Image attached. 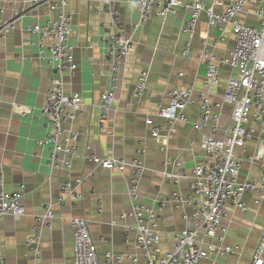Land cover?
<instances>
[{
  "label": "crops",
  "instance_id": "crops-1",
  "mask_svg": "<svg viewBox=\"0 0 264 264\" xmlns=\"http://www.w3.org/2000/svg\"><path fill=\"white\" fill-rule=\"evenodd\" d=\"M5 3L7 15L13 16L23 0ZM213 0H203L205 4ZM229 4L234 0H220ZM136 0H113L112 9L118 10L121 29L127 36H133L135 44L127 62L121 64L118 85L115 90L117 100L110 110L108 129H100L99 102L112 79L111 59L107 55L102 35L111 24V14L103 3L94 0H70L74 8L73 46L75 69L63 74L67 92H79L83 97L82 109L74 123L81 134L80 147L98 156L109 151L115 157L132 160L137 149L147 150L146 173L140 187L143 203L157 208L160 201L167 199L174 191L184 198L191 196L187 180L179 185L171 184L163 175L168 172H191L194 166L204 161L202 132L195 128L198 121L199 92L204 87L206 66L199 58L205 40L213 42L223 36L224 40L215 49L217 57L229 56L235 42L230 27L219 32L209 28L205 14H202L195 28L188 29V13L180 9L165 19L155 16L141 29L135 31L134 24L139 19ZM256 5L248 4L238 19L241 23L258 25L255 16ZM217 10H224L217 6ZM43 23L51 14L46 5L41 8ZM57 13L53 14L56 16ZM37 20L23 18L6 39L0 41V190L7 193H21L25 215L15 219L6 215L0 220V250L7 264H71L74 260L73 229L71 216L88 220L95 241V248L102 256L109 250L117 253L133 251L135 232H131V243L123 240L124 227L121 218L124 211L131 209L127 194V174L98 169L82 187L83 199L77 200L75 208L68 204L54 206L55 219L51 227L42 233L39 256L35 258L27 246L35 223L34 216L44 214L49 203H55L60 186L68 176L62 169H50L47 165L49 148L38 141L50 131L48 119L42 114L47 92L60 74L38 62L37 36L24 32V27ZM190 43V56L182 53ZM149 69L147 87L140 100H135L132 92L140 73ZM230 72L229 67L220 69V81L212 89V101L221 103ZM195 90V103L187 110L188 121L178 123L174 132H169L166 120L158 116L159 106L168 103L166 92L175 87H190ZM23 108L30 110L22 114ZM231 107L223 105L220 110L219 130L216 137H223L231 125ZM157 126L162 134H168L166 152L152 136ZM204 133H209L205 130ZM241 161L239 179L260 180L264 170V130L256 128L253 140L236 150ZM165 156L179 160L181 168L164 165ZM93 168L87 160H77L71 177L85 176ZM247 209L241 211L233 204L227 206L222 224L226 240L236 247L232 256L212 254L202 264H249L258 244L264 225V198L259 192L247 193L243 197ZM188 206L186 211L191 213ZM183 206L165 204L160 223L163 251L173 247L174 237L185 224ZM116 220L120 225H111ZM127 225L133 226L129 218ZM124 264V263H123Z\"/></svg>",
  "mask_w": 264,
  "mask_h": 264
},
{
  "label": "built area",
  "instance_id": "built-area-1",
  "mask_svg": "<svg viewBox=\"0 0 264 264\" xmlns=\"http://www.w3.org/2000/svg\"><path fill=\"white\" fill-rule=\"evenodd\" d=\"M94 1L106 5L112 18L101 38L111 59L113 72L108 88L99 102L98 127L102 130L108 129L110 110L117 100L115 90L119 80L118 72L121 64L127 62L135 39L122 31L120 14L118 10L112 9L113 0ZM6 2L15 4L11 0H0V41L6 39L23 18L36 19L34 24L24 27V32L37 36L35 44L38 48L39 65L60 74V78L54 80L48 90L41 110L48 119L50 131L38 143L49 148L47 165L50 169L66 170L68 176L60 186L56 202L49 203L44 214L34 216L32 234L27 241L33 256H39L43 229L51 227L55 219L54 206L68 204L75 208L77 200L83 199V185L98 169L117 171L123 175L128 172L127 194L131 209L124 211L121 216L124 222L121 224L124 227L123 240L126 244L131 243V232H135L133 251H106L102 256L104 264H202L212 254L234 255L236 247L227 242L222 224L227 206L233 204L241 211L246 210L247 204L243 197L251 192L257 191L260 198H264V170L258 181L240 180L241 161L236 152L253 140L256 128L264 130V0H234L229 4L220 0H213L209 4H205L203 0H136L139 19L134 24L135 31L155 16L165 19L169 14L182 9L190 16L188 29L195 28L202 14H205L209 28L222 32L230 27L235 42L229 56L221 58L217 57L215 49L224 40L223 36L213 42L205 40L203 43L199 62L206 66V75L204 87L199 92L198 121L194 126L202 132L204 161L196 164L191 172L181 169L176 173L165 169L163 175L169 183L179 185L182 180H187L192 193L184 198L174 191L169 198L161 200L157 208L141 200L140 187L147 170V150L144 147L137 149V156L132 160L115 157L111 151L105 156H98L81 150V134L74 128V123L82 109L83 97L79 92H67L63 80V74L73 73L76 67L70 43L75 10L71 7L70 0H23L13 16L7 15ZM248 4L256 5V26L241 23L238 19ZM44 5L51 15L41 23V8ZM217 6H223L224 10H217ZM55 13L56 16L53 15ZM190 53L191 45L188 43L182 55L187 58ZM222 67H229L232 72L227 79L222 102L215 103L211 98L212 89L219 84ZM148 77L149 69L140 73L132 92L135 100L142 98ZM194 93L192 86L175 87L166 92L169 101L159 106L158 116L166 120L169 132H174L176 124L188 121L187 110L195 103ZM225 104L231 107L232 123L223 137H216L220 110ZM29 112L30 110L23 108L22 114ZM206 129L209 133H204ZM152 136L158 142L160 151L166 152L168 134H162L161 129L155 126ZM78 159L91 162L93 168L87 175L74 178L71 177V172ZM171 164L176 168L182 167L179 160L173 161L165 156L166 168ZM2 181L3 177L0 183ZM167 203L185 208L182 214L185 227L176 233L172 249L165 252L161 245L160 223L162 209ZM188 206L193 208L191 213L186 211ZM6 215L15 219L25 215L21 193L0 190V220ZM129 218L134 219L133 226L126 224ZM70 224L73 229L74 250L71 264H101L88 220L71 216ZM111 225L120 224L112 220ZM0 264H7L1 250ZM249 264H264V225Z\"/></svg>",
  "mask_w": 264,
  "mask_h": 264
}]
</instances>
